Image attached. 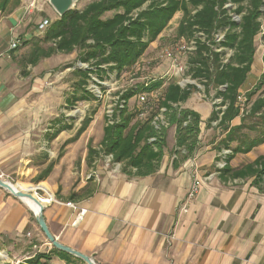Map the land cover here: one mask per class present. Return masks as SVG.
Wrapping results in <instances>:
<instances>
[{
  "label": "crops",
  "instance_id": "1",
  "mask_svg": "<svg viewBox=\"0 0 264 264\" xmlns=\"http://www.w3.org/2000/svg\"><path fill=\"white\" fill-rule=\"evenodd\" d=\"M19 14L20 11L15 10L7 15L13 27L6 30L7 23L0 15V179L16 186H29L28 190L51 193L41 200H47L43 218L54 239L91 258L95 264H264V194L251 185L252 179L223 181L219 172L214 171L226 131L212 124L206 126L213 110L198 93H192L181 104L182 108L200 116L198 148L177 168L172 166L174 126L167 129L158 169L146 177L128 178L119 165L108 164L102 156L88 167L87 154L77 162V170L73 167L76 161L72 150L76 143L65 145L64 152L54 158L61 144L57 139L64 131L53 138L47 139L46 135L41 141L36 138L38 124L49 118V105L42 91L45 83L48 84L45 70L43 77L29 76L30 70L39 67L38 63L27 67L28 75L23 77L19 75L13 56L8 54L10 36L21 21ZM28 34L26 31L24 36ZM262 56H257L255 50L239 95L250 91L263 73ZM163 62L166 75L171 71L170 63ZM27 78L32 79L30 91L20 92L22 80ZM40 101L45 102L41 103L43 109L36 106ZM240 123L241 118L236 117L230 126ZM99 138H102V131ZM263 154L264 143L246 154L234 155L229 166L240 169ZM50 165V172L40 178ZM72 175L79 176L80 180L73 181L76 186L70 192L72 185L64 183L70 182ZM194 178L204 180L196 198L185 206L186 194ZM32 180L35 183H31ZM86 186L90 187V196L69 198ZM54 193H58V198L49 199ZM22 203L27 207L24 201L0 188V239L5 236L11 240V252L15 255L25 244H31L35 253H49L52 246L32 218L31 209ZM5 246L4 243L0 250L7 248L8 252L10 247ZM0 257L5 258V254L1 252ZM46 264L84 263L54 252Z\"/></svg>",
  "mask_w": 264,
  "mask_h": 264
},
{
  "label": "trees",
  "instance_id": "2",
  "mask_svg": "<svg viewBox=\"0 0 264 264\" xmlns=\"http://www.w3.org/2000/svg\"><path fill=\"white\" fill-rule=\"evenodd\" d=\"M5 5L6 2L1 1L0 11ZM263 6L264 0H92L83 9L69 11L51 22L42 36L30 43L28 53L18 65L25 77L27 67H34L57 54L77 51V61L88 67L77 71L83 79L93 69L100 79L107 71H115L118 75L137 64L175 14L181 13L175 37L196 42L182 77L202 83L206 94L210 88L215 90L212 101L220 98L219 107H224L215 110L216 106L212 105L213 111L206 123L211 127L218 121L216 127L226 131L219 149L230 150V154L225 157L226 165L218 170L219 178L223 181L252 179L251 185L264 194V154L240 169L229 166L234 155L246 154L264 143V68L254 89L245 94L246 102L251 103L249 109H242L236 100L251 69L254 40L261 33ZM106 14L110 16L105 17ZM232 16L238 17V22ZM218 34L222 38L216 41ZM262 61L264 66V53ZM83 85L84 80L80 87ZM160 88H163L160 97L154 106L151 103L148 116L140 120L138 111L130 110L127 102L140 92L151 95ZM194 90L195 86L181 87L172 78L144 83L121 95L123 104L118 102L111 120L106 119L99 150L87 147V166H91L95 157L110 155L112 163L120 164L121 172L128 178L152 175L163 156L167 129L174 126L172 166L177 168L198 148L200 116L181 107ZM90 96L86 93L73 101H86ZM161 109H165L163 117L167 125L155 128L152 120ZM236 117L241 118L240 125L230 126ZM90 121V117L83 120L78 134L85 131ZM68 129L70 126L59 125L50 138ZM246 132L256 133L255 140L249 142ZM233 144L235 146L231 147ZM50 170L51 165L40 178ZM90 195V187L86 186L83 196L72 193L69 198L75 200ZM2 245L0 243V247ZM54 252L63 258L71 257L52 248L49 253H38L22 264H46Z\"/></svg>",
  "mask_w": 264,
  "mask_h": 264
},
{
  "label": "rangeland",
  "instance_id": "3",
  "mask_svg": "<svg viewBox=\"0 0 264 264\" xmlns=\"http://www.w3.org/2000/svg\"><path fill=\"white\" fill-rule=\"evenodd\" d=\"M3 0H0V3ZM6 2L5 9L0 11L1 18L7 23V26H4V29L8 27H13V24L10 25V19L7 17L12 11L14 13L15 10L20 11L19 21L15 33L19 35L21 45L14 49L9 50L8 54L13 56V61L17 63L18 69L20 70L19 75H21V67L18 65L21 58H23L30 49V43L33 42L36 38L42 36V33H39L37 30V24L42 19H48L51 22L58 19L57 14L51 9L48 5L47 0H4ZM92 0H81L79 1L74 10H81L84 8L86 4H88ZM263 17L261 19L262 27L261 33L256 36L254 45L255 50L257 51V56L259 54L263 55L264 53V6L262 8ZM110 16V14H106L105 17ZM181 19V13H177L172 20L167 25L166 29L162 33V37H159L156 41H154L149 49L145 52V55L139 59L137 64L133 67L124 71L120 74H116L115 71H107L106 75L103 79L97 77L96 73H94V69L91 73L88 74V77L85 79L82 78L81 75L77 73L78 70L88 69L86 64H82L77 61L78 52H73L72 55L69 54H57L52 56L48 60H41L39 62V67H37L34 71L30 70L29 76L31 75H42V71L45 70L44 76H47L45 85L42 87V91L45 93V99L47 100V104L49 105V118L44 121H40L38 124V132H36L37 140L41 141L46 138H50L49 135H52L55 129L58 128L59 125L70 126V129L64 130L61 137L57 140L61 143L58 145L56 154L54 158H56L59 154L64 152L65 145L71 143H76L73 150V155L75 157L76 165L73 167H77L78 163L82 161V157L87 154V147L90 146L94 150H99V144L101 139L99 138L100 133L103 130L102 128L105 125L106 119L108 118L109 112L114 110L115 105L119 102L123 104L120 100V96L125 94L131 89H134L136 86L142 85L144 83H149L153 81H158L162 79H171L178 81L180 77H172L171 71H169V75H164V68H166V63L163 62L165 59L159 57V53L162 49H172L178 44L184 42L183 39H177L175 37L176 28ZM3 29V30H4ZM29 33L27 36L24 34ZM45 31V30H44ZM43 31V32H44ZM10 36V39L16 37V34ZM22 37V38H21ZM10 41V40H9ZM10 43V42H9ZM9 45V44H8ZM15 53V54H13ZM192 55L182 56L180 59L181 65H186L188 63V59ZM263 57V56H262ZM257 65H259L258 61H256ZM162 66V67H161ZM188 67V65H186ZM185 67V66H184ZM172 70V69H171ZM187 70V69H186ZM185 71V70H184ZM27 72V70H26ZM252 75L249 77V80L252 79ZM186 78V77H183ZM260 78V77H259ZM188 79V76H187ZM30 78L22 80L23 85H21L20 92L30 91ZM84 80V85L80 87V83ZM191 83H187L189 85L195 86V90L193 93H198L202 100L208 101L212 106V98L215 94V90L212 88L209 89L208 93H205V88L197 80H193L191 78L188 79ZM259 80V79H258ZM194 82V83H193ZM258 82V81H257ZM185 84V85H187ZM257 84V83H256ZM254 85V87L256 86ZM254 87L250 90L252 91ZM264 88V87H263ZM23 89V90H22ZM162 90H156L152 92L151 95L148 93L140 92L139 94H145L146 98L152 106L155 105L157 99L160 97ZM248 91V92H250ZM247 92V93H248ZM91 95L89 100L86 101H78L74 102V98H79L84 96L85 94ZM131 98L128 103V108L130 110L134 109L138 111V117L140 120L145 119L149 112L150 106L146 108L144 104H141L138 100V95ZM239 95V94H238ZM241 97V101L237 102L240 107L244 110H248L251 103L246 102V96L239 95ZM254 98V97H253ZM37 100V99H36ZM253 100V99H252ZM41 103H45L44 101H40ZM36 105L38 109H43L42 104ZM213 110V106H212ZM90 117L91 121L85 131L81 134H78V130L81 128V124L84 119ZM59 120L60 123H56ZM216 128V125H213ZM50 130V131H49ZM245 136L250 140L252 137H256V133L254 132H246ZM67 143V144H66ZM227 149H221L216 155V162H218L220 158L221 152H224ZM229 155V153H227ZM101 156V155H100ZM95 157V159L99 158ZM103 157V156H102ZM86 162V158H85ZM112 163V162H111ZM213 166L214 171H217L215 164ZM120 168L121 165L119 164ZM71 167V169H73ZM76 170V169H75ZM80 177L73 175L71 176L70 182H65V185H72L70 188V192H72L74 187L76 186V182L73 181ZM9 181V180H7ZM11 185H15L13 182L9 181ZM31 183H35L34 180ZM61 190V187H59ZM30 193L35 194L37 197L41 199H47L51 196V193L47 190H31ZM9 194V193H8ZM10 195V194H9ZM53 198H58V193L53 194ZM78 195H84V189L78 191ZM11 196V195H10ZM51 199V198H49ZM22 205L27 208L23 203ZM33 218V214L31 213ZM27 239V238H25ZM11 240L7 239V237H2L0 239V243H5L6 247H10ZM32 245H23L21 252L17 255L11 252L12 247L7 252L6 249L0 250V253L3 252L5 254V258L0 257V264H22L25 260L33 258L37 256V252L32 249ZM12 253V254H11ZM35 253V254H34Z\"/></svg>",
  "mask_w": 264,
  "mask_h": 264
},
{
  "label": "built area",
  "instance_id": "4",
  "mask_svg": "<svg viewBox=\"0 0 264 264\" xmlns=\"http://www.w3.org/2000/svg\"><path fill=\"white\" fill-rule=\"evenodd\" d=\"M232 19L235 22H238V17L232 16ZM50 23H51L50 20L42 19L37 24V30L39 31V33L43 34V31L46 30V28L49 26ZM221 38L222 37L219 34L215 36L216 41L221 40ZM20 45H21L20 40L17 37H13L10 39L9 50H14V49L18 48ZM195 49H196V42L194 40H190V41H184L181 44L176 45L172 49H167V48L162 49L159 53L160 58H163L170 63V68L172 69L171 70L172 77H177V76L180 77V79L177 81V83L181 87H184L185 84L191 83V82L188 80L189 78L187 79V77L186 78L182 77V74L185 70V67H184L185 65H183V66L181 65L180 59L182 56H187V55L191 54L192 52H194ZM166 75H169V73ZM220 89L223 90V87H221ZM138 100L141 104H144L146 106V108L151 105L150 101L147 100L145 94H139ZM237 100L241 101V97L237 96ZM220 102H221L220 98L214 99L212 101V105L216 106L214 108L215 110H223L224 109V107H219ZM164 111H165V109H161L160 113L153 118L152 125L155 128H159V126H166L167 125L165 120H164V117H163ZM109 113L110 114L108 115V120H111L113 111L111 110ZM217 122L218 121H215L212 124L216 125ZM109 123H111V122H109ZM151 140H153V139H151ZM227 153L230 154V150H225L224 152H221L218 162L215 163L216 164L215 167H216L217 171L223 169V167L226 165L225 157L228 155ZM104 157L106 158V162L108 164H114V163H111L112 157L110 155L104 156ZM114 165L118 166L119 164H114ZM91 175H93V174H91ZM91 175H89L87 177V179L90 178ZM203 180L198 179V178L193 179L191 185L189 186L187 194H186V198L184 201L185 206L196 198V196L198 195V192L200 190V187L202 186ZM5 181H7V180H5ZM7 182H9V181H7ZM51 200H54V198L52 197ZM66 205L70 206V207H74L73 204H71V203H67ZM185 206H183L184 211H185ZM81 213H82V211H81Z\"/></svg>",
  "mask_w": 264,
  "mask_h": 264
},
{
  "label": "water",
  "instance_id": "5",
  "mask_svg": "<svg viewBox=\"0 0 264 264\" xmlns=\"http://www.w3.org/2000/svg\"><path fill=\"white\" fill-rule=\"evenodd\" d=\"M81 0H47L48 5L51 7V9L57 14L58 17L64 16L69 11H73L75 5ZM0 188L5 190L7 193H9L14 198H17L19 200L26 199L30 202H32L36 207L38 208V211L35 213L33 212V218L38 225L40 231L45 236L48 243L52 246L53 249L68 254L80 261H82L84 264H95L93 260L87 256H84L83 254L68 248L59 242H57L54 237L50 234L44 218H43V210H44V204L41 200V198L37 197L35 194L30 193L31 190H28L26 192L17 190L12 187V185L5 181L0 179Z\"/></svg>",
  "mask_w": 264,
  "mask_h": 264
},
{
  "label": "bare ground",
  "instance_id": "6",
  "mask_svg": "<svg viewBox=\"0 0 264 264\" xmlns=\"http://www.w3.org/2000/svg\"><path fill=\"white\" fill-rule=\"evenodd\" d=\"M13 188L17 189V190H21V191H28V188L29 186H25V185H12ZM22 201L25 202V204L27 205V207H29L31 209V212H37L38 211V208L36 207V205H34L32 202L26 200V199H23ZM43 204L47 203V200H42Z\"/></svg>",
  "mask_w": 264,
  "mask_h": 264
}]
</instances>
